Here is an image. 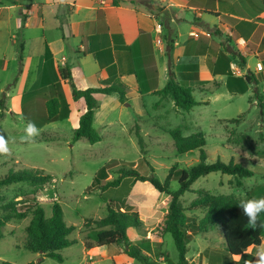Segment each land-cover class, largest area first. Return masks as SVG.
<instances>
[{"label":"crops","instance_id":"0c3cea01","mask_svg":"<svg viewBox=\"0 0 264 264\" xmlns=\"http://www.w3.org/2000/svg\"><path fill=\"white\" fill-rule=\"evenodd\" d=\"M65 71L83 90L117 80L129 86L127 103L117 92L103 95L95 114L97 129L112 135L158 118L159 108L168 100L157 92L171 76L193 88L200 102L197 107H216V124L233 119L227 111L239 104L246 117L261 113L254 92L259 89L264 94V4L262 0H0V132L22 116L42 133L34 141L46 146L64 140L74 146L80 141L74 140V134L86 103L73 99ZM61 95L70 113L50 120L47 102ZM149 102H154L155 112ZM173 105L187 128L206 133L201 111L197 115L195 107L185 111ZM6 142L11 150V141ZM138 182L130 197L136 194ZM149 210H138L143 236L131 243L159 264H169L167 258L176 262L179 252L168 251L162 218L156 209ZM222 237L212 240L207 232L192 235L188 264H252L256 249L264 247L263 237L260 245L233 256ZM77 243L84 256L79 264H142L126 253L123 243L90 250L83 240Z\"/></svg>","mask_w":264,"mask_h":264},{"label":"rangeland","instance_id":"374dc122","mask_svg":"<svg viewBox=\"0 0 264 264\" xmlns=\"http://www.w3.org/2000/svg\"><path fill=\"white\" fill-rule=\"evenodd\" d=\"M158 99V97L155 98L154 102ZM154 102H149V105L152 106ZM173 104L174 102L168 100L164 103V107L159 108L163 113L158 111V118L143 120L141 125L135 123L130 131L124 134L112 135L98 130L102 139L94 144L82 138L74 146L65 140L58 146H46L32 140L35 136L28 138L29 142L20 144L18 140L26 136V121L21 116L16 125L6 123L3 128H9V130L12 128L14 131L6 132L3 129L0 132V139L10 140L12 149H9V155L0 156V176L15 169H43L52 175V179L40 191L26 182L14 183L0 189V215L17 217L2 228L0 264L5 262L79 264L84 259L81 243L62 251L64 262H58L23 247L25 228L32 219L29 208L33 203L42 206L46 216L50 217L53 205L58 202L63 209L65 222L76 227L71 237L78 240H82L81 230L84 229L86 218L105 217L108 214V205L116 206L120 200L134 204L135 209L137 211L140 209L142 213H149V209L153 211L156 209L158 216L164 221V214L169 210L172 196L166 192H160L148 181L139 180L138 182L130 177L123 179L118 187H111L106 191L100 188L91 190L90 193L88 191L93 186L97 171L102 168H105L108 177L102 179L101 184L118 178L122 168H134L145 176H156L164 181L174 165L177 169H190L200 162L199 149L180 153L175 145L173 132L181 131L184 136H188L201 130L187 128L184 118L175 111ZM248 107V101H244V109ZM194 109V114L198 115L201 111L205 118L202 123L206 131L203 133L206 139L204 148L208 154V163L218 159L226 162L233 160L250 169L264 168V116L261 113L254 111L249 117L245 115L237 122L229 119L216 124L214 123L215 106H195ZM240 109L239 104L237 109L227 111V115L238 118L242 111ZM152 112H155L154 108ZM152 123L158 128H154ZM117 131L120 130L117 129ZM137 132L144 139L146 155L141 152ZM41 134L38 131L36 136ZM136 182L139 184L136 194L130 197ZM148 184H151V187H148ZM178 188V180H173L170 189L176 191ZM191 188L192 190L186 192L181 200L188 213L195 211L201 215V210H198L201 208L198 201L208 197H220L237 205L242 199L264 197V176L238 178L221 172H212L195 181ZM21 215L24 218L18 219ZM148 223L147 221L145 224L149 226ZM207 233L213 238L212 240H217L222 235L218 227H214ZM128 235L130 240H138L142 238L143 231L137 227H130ZM166 243L168 251L174 255L177 249L171 233H166Z\"/></svg>","mask_w":264,"mask_h":264},{"label":"trees","instance_id":"16d2710c","mask_svg":"<svg viewBox=\"0 0 264 264\" xmlns=\"http://www.w3.org/2000/svg\"><path fill=\"white\" fill-rule=\"evenodd\" d=\"M262 2L264 4V0ZM63 77L70 80L73 99L75 101L84 100L86 103V110L81 115L80 125L75 130L74 139L85 138L93 144L99 142L102 136L95 124V114L100 108L101 97L117 92L120 95L121 102L127 103L129 86L123 81L117 80L111 85L83 90L75 85L70 71L63 72ZM246 78L250 81L248 75ZM157 93L162 94L167 100L174 101L178 107L184 110L189 111L200 104L193 94V88L182 85L174 76H171L167 85ZM254 98L261 109V115L264 116V94L259 89H256ZM47 107L50 120L67 117L70 113L69 103L65 101L62 95L61 97L50 99L47 102ZM244 116L245 113H242L238 118H233L231 121L237 122L243 119ZM172 134L180 153L195 149L200 150V162L197 165L190 169H177V166L174 165L164 181H161L156 176H145L134 168H122L118 178L101 184L102 179H107L108 177L105 168H102L95 176L93 186L88 193L97 188L106 191L111 187H118L123 182V179L133 177L134 181H148L160 192L170 194L172 199L169 210L164 217L162 230L164 233L172 234L179 252V258L176 262L167 258L169 264H188L187 252L190 237L206 233L214 227L221 229L225 237V246L233 256L243 255L249 248L260 245L264 237V226H262L264 225V213L260 214L257 223L253 225L249 223L248 218L243 214L239 205L229 203L220 197H208L198 201V205L201 207L198 210H201V215L195 211L188 213L181 197L192 190L191 187L195 181L212 172L247 178L255 175L264 176V168L250 169L233 160L226 162L218 159L213 163H208V154L204 148L206 139L203 132H195L188 136H184L181 131L173 132ZM137 137L141 152L146 155L145 142L139 132H137ZM51 179L52 175L43 169H15L0 176V189L14 183L26 182L35 186L37 191H40L45 188V185ZM173 180H178L179 182V188L176 191L170 189ZM29 210L32 212V219L25 228L23 247L27 250L41 253L58 262H64L62 251L79 241L77 238L73 239L71 237L76 227L65 222L63 209L58 202L53 205V212L50 217H47L43 207L36 203H33ZM13 211L15 210L13 209ZM13 218L17 217L7 214L0 215V238L3 237L2 228ZM23 218L24 216L22 215L18 217V219ZM142 226L143 221L135 207L127 201L120 200L116 206L108 205V214L105 217L85 219L84 229L81 230L82 240L87 250L114 243H123L127 247L126 253L130 257L138 259L142 264H159L143 255L139 246L130 241L129 228H141ZM164 255L168 257L167 254ZM4 264L11 263L5 262Z\"/></svg>","mask_w":264,"mask_h":264},{"label":"clouds","instance_id":"9594fccd","mask_svg":"<svg viewBox=\"0 0 264 264\" xmlns=\"http://www.w3.org/2000/svg\"><path fill=\"white\" fill-rule=\"evenodd\" d=\"M38 128L32 122H28L25 128L26 136L28 139L38 135ZM9 151L6 139H0V153H7ZM242 209L243 214L248 218L249 223L255 225L261 213H264V197L242 199L238 203ZM264 226V225H262ZM252 259V264H264V247H259L255 251Z\"/></svg>","mask_w":264,"mask_h":264},{"label":"built area","instance_id":"2783aa9c","mask_svg":"<svg viewBox=\"0 0 264 264\" xmlns=\"http://www.w3.org/2000/svg\"><path fill=\"white\" fill-rule=\"evenodd\" d=\"M259 68H261V65H259Z\"/></svg>","mask_w":264,"mask_h":264},{"label":"water","instance_id":"95a60500","mask_svg":"<svg viewBox=\"0 0 264 264\" xmlns=\"http://www.w3.org/2000/svg\"><path fill=\"white\" fill-rule=\"evenodd\" d=\"M224 239H225V237H224Z\"/></svg>","mask_w":264,"mask_h":264}]
</instances>
